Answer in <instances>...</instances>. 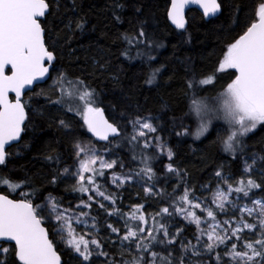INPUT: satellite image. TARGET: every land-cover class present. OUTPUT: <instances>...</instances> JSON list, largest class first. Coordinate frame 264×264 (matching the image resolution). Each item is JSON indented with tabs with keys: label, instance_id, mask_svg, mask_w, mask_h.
<instances>
[{
	"label": "snow or ice",
	"instance_id": "snow-or-ice-1",
	"mask_svg": "<svg viewBox=\"0 0 264 264\" xmlns=\"http://www.w3.org/2000/svg\"><path fill=\"white\" fill-rule=\"evenodd\" d=\"M223 3L224 0H171L167 19L183 34L187 31L186 8L197 5L205 17H210L221 12ZM114 8L122 9L123 5L117 2ZM234 8L237 12L242 11L239 5ZM113 15L117 21L120 20L115 11ZM50 16L49 0H0V166L6 165L12 148L18 146L13 142L21 141V134L29 126L26 121L31 123L26 110L29 106L24 97L28 91L37 96L45 95L43 91L36 93L35 88L40 87L38 82L45 77L52 78L50 68L55 70L53 62L57 60V54L49 42ZM237 26L242 34L221 50L222 59L217 61V68L212 74L205 78L193 76L187 82V88L194 95H199L201 85H214L225 76L230 81L212 103L193 99L191 111L200 121L194 133L197 140L209 133L214 120L223 121L226 127L217 131V139L222 143L224 152L233 156L243 151V138L249 133L257 129L264 132V4L259 6L255 20L240 24L237 19ZM83 27L82 21L76 24L79 30ZM124 38L130 46L134 42L136 46L145 45L144 51L137 52L138 57L146 55L149 61L155 59L147 49L160 45L149 38L143 27L138 36ZM124 55H128V50ZM159 71L155 69L146 83H154ZM57 90V99H48L60 113L58 128L71 138L76 158L74 171L65 168L64 175L74 178L72 191L80 194V203L75 210L71 206L61 207L60 202L51 196L43 204L34 203L32 194L23 190V182L0 179V264H6L10 250L12 264H62V257L53 239H50V233L58 235L65 247L75 254L73 259L76 264H96L93 256L107 258L109 254L103 250L96 218L91 217L92 223L89 224L90 214L84 211L91 210L94 205L104 209L108 216L116 215L123 220V234L121 228L114 227L112 223L106 224L107 229L116 234L122 251L125 248L134 249L132 259L121 260L120 264H203V260L193 258L206 256L211 262L213 254L215 264H264V198L258 200L249 195L254 189L264 190V183H257L250 176L246 180H237L234 176L227 177L216 171L219 182L210 202L214 207L188 188L178 191L180 185H177L169 198L172 202L155 213L148 214L144 205L139 203L124 212L116 206L118 194L105 187L108 183L106 170L115 168L117 162L105 159L90 139L82 138V130L86 129L98 141L110 144V137H120L122 130L105 118L95 90L84 79H71L67 74L58 72L51 91L56 93ZM66 113L74 115L68 117ZM130 123L133 126V134L129 137L132 150L141 147V138L157 132V127L148 119L137 117ZM175 135H192L190 126L182 123ZM224 136L227 138L224 139ZM155 140L153 146L150 140L144 139L142 149L154 147L160 155L166 152L167 159L172 161L174 154L171 148H166L159 136ZM153 158L154 154L142 153L143 167L135 175L152 181L155 176L151 166ZM260 159L264 160V157ZM256 163L255 157L251 164L245 162L242 175L252 173ZM166 171L182 180L179 169L172 163L166 165ZM132 178L131 174L122 177L112 173V184L122 187L125 181ZM142 187L146 196L163 195L153 191L154 184ZM244 199L250 200L252 206L242 203ZM105 201L109 204L106 205ZM221 213L228 218L219 220ZM176 217L196 226L192 234L195 244L182 236L187 225L179 227ZM166 218L175 221V234L169 231V220ZM81 225L83 228H80ZM178 243L179 255H173ZM5 244L10 247H5ZM160 245L164 248L161 249ZM221 247L228 260H224L221 252L217 251ZM164 251L167 255L162 254ZM105 264L116 262L106 260Z\"/></svg>",
	"mask_w": 264,
	"mask_h": 264
},
{
	"label": "trees",
	"instance_id": "trees-1",
	"mask_svg": "<svg viewBox=\"0 0 264 264\" xmlns=\"http://www.w3.org/2000/svg\"><path fill=\"white\" fill-rule=\"evenodd\" d=\"M50 2V40L55 47L57 60L51 77L63 72L71 79L81 78L94 89L110 123H114L122 130V135L112 143L99 145L94 143L86 129L82 130L83 139L91 140L101 154L114 158L117 166L106 170L109 191L118 194L117 207L128 212L136 203L143 204L147 213H155L159 208L168 206L173 190L177 185L181 191L190 189L201 200H208L202 193V187L214 185L219 178L216 171L223 175L234 176L237 180L244 170L245 162L252 163L255 157V170L247 174L257 183H264V132L257 129L243 138V151L235 156L224 152L222 143L217 139V131L226 127L223 121H213L209 133L195 139L194 133L199 126V119L191 111L193 99L212 103L219 93L226 87L227 77L215 82L214 85L199 86V95L187 88V82L193 77L205 78L217 68V61L222 59L221 50L238 38L241 29L237 26L256 19V13L264 0H224L221 14L216 19L205 22L196 11L187 13V31L181 34L171 27L167 19L170 0H49ZM123 8H114L115 3ZM239 5L242 11L234 8ZM139 9V11H137ZM120 16L117 21L113 15ZM83 22V30L76 28L78 22ZM143 27L150 39L156 44L147 49L155 59L149 61L147 56H137L138 51H144L145 45L130 46L125 36L134 37ZM128 50V55H124ZM155 69L154 83L146 81ZM52 79V78H51ZM35 88L36 93L43 91L47 85ZM59 96V92L56 93ZM31 97V100H29ZM46 95L37 96L29 93L24 100L28 104L29 124L22 135L18 146L12 148L6 165L0 167V179L11 178L13 182H23V190L32 194L34 203H44L49 196L60 202L61 207L71 206L72 210L80 203L79 193L72 191V185L67 186L68 178L64 169L71 171L76 160L73 155L71 138L58 128L60 115ZM57 99V98H56ZM68 117L73 113H66ZM137 117L149 119L157 132L141 138V147L132 150L133 145L129 137L133 134L130 123ZM79 120V117H76ZM190 126L192 135L176 136L181 124ZM264 127V126H262ZM173 151V159H167L166 152L160 155L154 147L142 149V141L148 139L152 145L156 144L155 137ZM227 137L224 136V139ZM154 154L151 166L155 172L152 181L141 179L135 173L140 170L141 155ZM59 157L50 160L47 157ZM135 157V159L133 158ZM172 163L178 168L182 180L174 174L167 173L166 165ZM122 165V167H121ZM112 173L121 176L131 174L133 178L127 180L121 188L111 185ZM101 181L103 178H100ZM55 180V183L52 181ZM154 184L153 191L163 195L146 196L142 186ZM2 190V186H0ZM250 197H264V190L254 189ZM86 200L87 197L85 196ZM246 200V199H244ZM106 205L108 201L104 202ZM89 212V218H96L99 238L104 244V251L109 255L94 256L96 264H105L106 260H114L120 264L121 260L130 261L134 249L121 250L116 234L107 229L106 224L121 228L123 220L118 216H108L104 209L94 205ZM159 219V217H157ZM169 220V231L176 232V223ZM119 220V222H117ZM179 227H184L187 240L193 239L196 230L194 224L176 217ZM123 234V228H121ZM53 239L57 251L61 253L63 264H76L74 254L66 249L62 243ZM115 241V243H112ZM163 249L164 245H160ZM163 255H167L164 251ZM179 255V243L176 252ZM190 255V254H189ZM203 260V264H215V254L211 262L208 257H195ZM11 250L6 258V264H12ZM226 260V259H224Z\"/></svg>",
	"mask_w": 264,
	"mask_h": 264
},
{
	"label": "rangeland",
	"instance_id": "rangeland-1",
	"mask_svg": "<svg viewBox=\"0 0 264 264\" xmlns=\"http://www.w3.org/2000/svg\"><path fill=\"white\" fill-rule=\"evenodd\" d=\"M55 78H56V76H53L52 77V79L50 80V82H49V84L47 85V87L43 90V92L45 93V95L47 96V97H50L52 100H54V99H56L57 97H58V95H56V93H58L59 92V90H57L56 91V93H53L52 91H51V89L53 88V86H54V81H55ZM42 92V91H41ZM46 97V98H47ZM145 119H147V118H145ZM149 120V119H148ZM150 134H152V133H149L148 135H150ZM102 155H104V157H105V159H111V160H114V158H111V157H108V156H106V153L104 152V153H102ZM71 171H74V168L71 170ZM243 174V170H242V172H241V174H240V178L239 179H241V178H243V179H247V178H249L248 177V175H242ZM227 177H232V176H230V175H226ZM67 178H68V180H66L65 181V184H67V186H69V185H72L73 184V182H74V178L73 177H69V176H66ZM123 177V176H122ZM218 182H219V180H218ZM218 182H216L214 185H211V186H209V185H206V186H203L201 189H202V193H203V195L204 196H207L208 197V200H209V204H210V202L212 201V199H213V192L215 191V188L218 186ZM110 183H111V185L112 186H114V187H116V188H121V187H117L116 185H114V184H112V176H111V179H110ZM125 183H126V181H125ZM124 183V184H125ZM255 199H262V198H264V197H254ZM203 201V200H202ZM45 203V202H44ZM242 203H244V204H248V206H252V204H251V202H250V200H248V199H246V200H243L242 201ZM43 204V203H42ZM210 206H212V207H214V205H211L210 204ZM226 218H228V217H226L223 213H221L219 216H218V219L219 220H224V219H226ZM54 222V221H53ZM151 222V221H150ZM92 223V220H91V218H89V224H91ZM80 228H83V226L81 225L80 226ZM54 238H55V240H57L58 242H60V243H62V245L65 247V244L61 241V239H60V237L58 236V235H54ZM125 243H127V242H125ZM231 242H229V244H230ZM119 247H120V241H119ZM66 248V247H65ZM121 248V247H120ZM67 249V248H66ZM69 250V249H68ZM124 250H126V251H128V249L127 248H125ZM69 251H71V250H69ZM217 251H219V252H221V255L223 256V259H226V260H228L229 259V257L228 256H224L223 255V252H224V249H223V247H221V249H217ZM72 254H74V253H72ZM75 255V254H74ZM94 257V256H93Z\"/></svg>",
	"mask_w": 264,
	"mask_h": 264
},
{
	"label": "water",
	"instance_id": "water-1",
	"mask_svg": "<svg viewBox=\"0 0 264 264\" xmlns=\"http://www.w3.org/2000/svg\"><path fill=\"white\" fill-rule=\"evenodd\" d=\"M170 6H171V0H170V5H169V7H168V10L170 9ZM189 10H196V11L202 16V18L204 19V21H206V22L210 21V20L213 19V18H217V17L221 14V12H220V13H218L216 16L205 17V16L203 15V10H202L201 8H199L197 5H190L188 8L185 9V19H186V14H187V12H188ZM186 21H187V20H186ZM168 22H169V24H170L174 29H176L175 26L171 24V21H170V20H168ZM186 27H187V23H186ZM176 30H178V29H176ZM178 31H182V30H178ZM55 62H56V61H54L53 63L55 64ZM51 69H52V68H50V71H51ZM49 79H50V78L45 77L44 80L39 81L38 83H39V85H44V84H46V83L49 81ZM34 87H35V85H34ZM26 91H28V90H26ZM28 93H31V91H28ZM12 95H14V94H12ZM104 114H105V112H104ZM105 118L107 119L106 114H105ZM26 122H27V121H26ZM22 135H23V133L21 134V136H22ZM90 137H91L92 139H94V141H95L96 143H98V144H106V143H108L107 141H98L95 137H92L91 134H90ZM111 139H113V138L110 137V140H111ZM114 139H115V138H114ZM19 142H20V141H19ZM19 142H13V143L17 145ZM0 167H1V166H0ZM11 243H14V242H11ZM7 245L10 246L9 244H5L4 246H7ZM58 254H60V253L58 252ZM60 255H61V254H60ZM61 257H62V256H61ZM62 264H63V258H62Z\"/></svg>",
	"mask_w": 264,
	"mask_h": 264
},
{
	"label": "bare ground",
	"instance_id": "bare-ground-1",
	"mask_svg": "<svg viewBox=\"0 0 264 264\" xmlns=\"http://www.w3.org/2000/svg\"><path fill=\"white\" fill-rule=\"evenodd\" d=\"M172 27V26H171ZM173 28V27H172ZM174 29V28H173ZM176 30V29H175ZM178 31V30H177Z\"/></svg>",
	"mask_w": 264,
	"mask_h": 264
}]
</instances>
